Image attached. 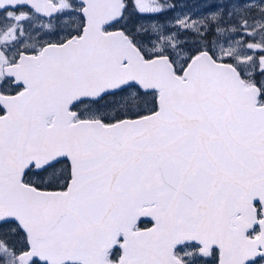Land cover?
I'll list each match as a JSON object with an SVG mask.
<instances>
[{
    "label": "snow or ice",
    "instance_id": "1",
    "mask_svg": "<svg viewBox=\"0 0 264 264\" xmlns=\"http://www.w3.org/2000/svg\"><path fill=\"white\" fill-rule=\"evenodd\" d=\"M0 264H264V0H0Z\"/></svg>",
    "mask_w": 264,
    "mask_h": 264
},
{
    "label": "rangeland",
    "instance_id": "2",
    "mask_svg": "<svg viewBox=\"0 0 264 264\" xmlns=\"http://www.w3.org/2000/svg\"><path fill=\"white\" fill-rule=\"evenodd\" d=\"M189 2H192V0H189Z\"/></svg>",
    "mask_w": 264,
    "mask_h": 264
}]
</instances>
